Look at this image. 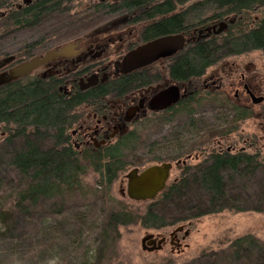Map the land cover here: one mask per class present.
I'll use <instances>...</instances> for the list:
<instances>
[{"label": "trees", "instance_id": "16d2710c", "mask_svg": "<svg viewBox=\"0 0 264 264\" xmlns=\"http://www.w3.org/2000/svg\"><path fill=\"white\" fill-rule=\"evenodd\" d=\"M72 1L33 0L18 8L17 0H0V10L7 9L0 18V35L18 30L36 31L40 35L37 31L45 30L49 36L57 34L61 39L74 33L80 26L75 20L92 19L107 11L92 10V15L85 11V16L82 11L72 12L69 9ZM262 6L264 0H201L160 21L155 28L162 31L176 29L180 21L185 25L202 24L205 20L228 14L241 16L232 30L224 35L189 45L186 48L189 54L184 56L181 63L174 65L172 74L187 79L190 75L200 74L226 55L252 50L264 52V19L249 26V13ZM68 27L74 30L67 31ZM43 38L27 42L26 55L44 47L47 42ZM134 80L138 78L128 76L112 86L129 87ZM75 101L58 92L48 81L39 79L32 78L25 82L16 80L0 86L1 242L34 249L38 242L33 240L36 233L34 220L37 215L41 218L44 214L46 219L55 216L67 222L61 221L58 226L64 229L55 231L53 228L56 226H46L47 231L60 233L61 236L53 233L49 237L47 233L45 242L39 243V247L44 245V248H51L61 242L64 245L67 243L73 252L86 244L87 228L98 231L107 241L105 243L115 246L122 227L139 223L144 228L161 229L206 214L242 209L235 206L243 202L240 196L255 197V209L264 210L260 208L264 206V165L261 168L263 182L251 190L247 186L227 183L226 165L230 159L222 156L215 166L206 170L199 185H187V180L183 179L168 183L156 198L139 201L142 202L141 210L125 202L123 198L128 199L126 196L120 194L121 198L114 199L112 187L128 164L125 152L132 151L133 138L122 139L102 148L87 146L76 149L69 136V129L78 117L74 112ZM90 173L96 177L89 185L84 178ZM87 198L94 207L98 203H111V206L93 217L94 211L87 214L80 208L79 202ZM71 199L78 201L71 205ZM42 207L45 209L43 215L39 211ZM244 207L250 208L246 204ZM69 209H73V212L66 215ZM66 228L71 229L72 233H66ZM229 250L233 263L246 261L248 264H264L263 245L249 237L237 238ZM246 250L247 255L242 257ZM252 250L255 255L251 253ZM84 264L92 263L88 259Z\"/></svg>", "mask_w": 264, "mask_h": 264}, {"label": "flooded vegetation", "instance_id": "af4514ba", "mask_svg": "<svg viewBox=\"0 0 264 264\" xmlns=\"http://www.w3.org/2000/svg\"><path fill=\"white\" fill-rule=\"evenodd\" d=\"M32 1L27 0L22 5ZM199 1L201 0L87 1L84 8L107 10L102 14L109 17L103 20H75L77 23H89L93 26L86 27L84 32L65 42L70 45L61 55L42 63L16 80L25 82L34 78L48 81L58 92L70 100H76L74 112L78 117L69 129V136L76 149L87 146L106 147L135 136V129L142 123L150 126L158 124L161 130L165 127L164 135L159 141L151 140V147L162 146L166 153L177 151L175 157L169 156L163 161L171 163L166 185L178 179L187 180V185H199L206 170L215 166L217 159L222 156L230 159V163L226 165L227 183L248 186L253 177L261 173L264 165V160H261L264 151V52L252 50L229 54L198 75H190L187 79L175 77L172 74L173 67L189 54L186 50L189 45L224 35L241 18L236 14H228L218 19L210 17L202 24L185 25L180 21L179 27L172 30L161 31L155 28L160 21ZM68 7L72 9L71 4ZM256 20H250L249 26ZM171 34L185 37L183 49L130 72L120 71L119 63L129 51ZM62 45L26 55V44H23L22 54L0 67V75L18 63L42 56ZM254 51L260 53L258 59L261 60V65L247 61L246 57ZM128 76L138 80H134L129 87L112 86ZM169 89L171 92L165 93ZM206 112L226 114L221 117V121H228V124L222 130H210V127L218 126L215 120L211 122L213 126L204 121ZM186 129L196 130L192 134L199 137L195 152H185L182 146ZM177 153L184 154L183 158ZM191 160L196 163L188 164ZM174 167L179 168V171L171 180ZM245 198L247 199L239 197L243 201ZM245 204L242 202L235 205L242 209L228 210L245 211L249 209L244 207ZM250 209L258 211L255 206ZM182 226V230L175 232L173 228L167 236L155 234V245L160 238L164 240L161 247L153 251L162 249L167 243L171 252L186 247L184 239L189 230L183 224Z\"/></svg>", "mask_w": 264, "mask_h": 264}, {"label": "rangeland", "instance_id": "374dc122", "mask_svg": "<svg viewBox=\"0 0 264 264\" xmlns=\"http://www.w3.org/2000/svg\"><path fill=\"white\" fill-rule=\"evenodd\" d=\"M95 0H74L72 1V12L82 11L85 16L87 13L89 15L93 14L92 10L97 9H87L84 8L85 3ZM24 0H17L16 5L23 4ZM7 9H3L0 11H4L6 13ZM86 11V12H85ZM86 13V14H85ZM98 14V13H96ZM5 15V14H4ZM99 16V17H98ZM97 17L92 18L95 20H103L108 18L109 16L98 14ZM3 17V16H1ZM0 17V18H1ZM249 17L252 19H257L258 21L264 19V6L256 8L254 11L249 13ZM92 19H79V20H92ZM257 20L254 24L257 23ZM254 24L250 25L252 27ZM93 26V25H92ZM89 23L80 22V26H78V30L70 35H66L61 39L58 38V35H48L45 33V30L36 31L31 30H18L15 33L0 35V58H4L7 56H14V58H19L20 54H22L21 46L26 44L32 39L39 38L38 40L44 39L46 40V45L41 49H37L35 52H42L43 50L53 48L67 42L72 36L78 35L79 33L84 32L85 29L92 27ZM80 27V28H79ZM87 27V28H86ZM70 29L68 27L67 31ZM74 29H70L72 32ZM45 33V34H44ZM16 50V51H15ZM260 55L259 52L254 51L251 52L247 57V61H254L256 65H261L262 62L258 59ZM255 59V60H253ZM224 111V110H223ZM222 114V113H221ZM217 113H205L204 121L207 122L208 125H211V122L216 121L218 128H213L210 130L219 131L224 128L225 124H228V121H221V117L225 115H221ZM228 115V114H227ZM161 130L158 124H154L150 126L147 123H142L135 129V136L133 135V143H131L132 151L125 152V159L128 164L125 167V170L121 173V175L114 182L112 187V196L114 199H119L120 191L125 190L126 179L125 174L131 170L132 168L138 167L144 168L152 164H160L165 161L169 156H176L177 151H173L172 153H166L163 148H157L156 146L150 145L151 140L154 142L159 141L161 136L164 135V129ZM249 129V128H245ZM187 130V129H186ZM250 130V129H249ZM196 133V130H194ZM187 130L183 135V143L185 152H193L195 148L198 146L199 137L192 134V132ZM195 152V150H194ZM174 153V154H173ZM183 158L184 154L177 153ZM261 160H264V151L261 154ZM194 160H191L188 164H195ZM179 168L174 167L172 170V175L170 179L178 174ZM261 173L256 174L253 177V181L249 183L247 187L254 190L258 185L261 184L262 178L260 176ZM96 175L90 173L84 178L86 184H92ZM251 198L245 199L246 206L252 207L255 204V197L250 196ZM125 202L130 204L135 209H142V202L133 201L126 198H123ZM249 199V202H248ZM251 199V201H250ZM129 200V201H128ZM77 199H71L69 203L77 202ZM252 202V203H251ZM80 208L82 211L87 214H92L94 211L93 217L98 213H101L103 210H107L111 203H106L101 205L98 203L95 207L92 204V201L89 198L81 200ZM79 208V209H80ZM260 208H264L260 207ZM73 210V209H72ZM69 209L66 215H70L73 211ZM41 215H43V211L45 209L39 210ZM45 215V214H44ZM36 216L34 220V224L36 227L35 238L33 240L38 241L37 245L34 249L30 246L26 245H10L6 242L0 241V264H84L86 261H91L93 264H239L233 263V257L229 247L231 243L237 238L241 237H249L257 244H262L264 248V210L258 212L253 211L250 208L236 212L233 210H223L217 213L206 214L200 217H196L192 220L183 222L179 225H184L185 228L189 230L188 235L184 239V243L187 244L180 251L174 250L170 251V246L165 244L162 249L155 251H147L141 248V238L146 234H157L161 233L164 235H168V233L178 225L164 227L161 229H151L144 228L139 223H135L132 225H128L120 228V239L117 245L111 246L108 245L106 240H103L98 231H95L92 228H87V241L82 249H78L77 251L71 252L66 243V245L61 244V242L57 245H54L51 248L39 247V243L45 242V237L48 233V236H52L53 233L55 236H61L60 233H55L54 231L60 228L61 221L62 223H66L64 218L55 217L51 219H46L47 216ZM45 218V221H44ZM44 221V223H43ZM46 226H56L53 228V232L47 231ZM2 226H0V229ZM49 229V227H48ZM66 233H72L71 229L66 228ZM3 230H0V233ZM254 250V249H253ZM252 250V254L255 255V252ZM244 252V253H243ZM243 256L245 257L246 253L243 251ZM241 256V253H240ZM241 257V258H242ZM243 259H241V262ZM248 264L246 261L245 263Z\"/></svg>", "mask_w": 264, "mask_h": 264}, {"label": "water", "instance_id": "95a60500", "mask_svg": "<svg viewBox=\"0 0 264 264\" xmlns=\"http://www.w3.org/2000/svg\"><path fill=\"white\" fill-rule=\"evenodd\" d=\"M24 3H27V0H24ZM17 7L19 8L20 5H17ZM4 14V11H0V17L4 16ZM185 41L183 35L171 34L143 43L124 55L119 63L121 66L120 71L122 73H127L133 69L148 65L160 57L172 55L174 52L183 49ZM69 45V43H65L59 49H51L42 56H35L29 60L16 64L6 73L0 75V84L8 83L27 75L42 63L54 59L57 55H61ZM13 58L14 56H7L0 59V67L12 61ZM169 92H171V89L165 91V93ZM170 168L171 163L165 162L152 164L141 170L132 168L125 174V190H121L120 194L133 201H145L156 198L166 186ZM182 229L183 226L179 225L174 228V231L176 232ZM153 236V234H146L141 238L140 242L143 250L153 251L161 247L164 238H160L157 241V245H155Z\"/></svg>", "mask_w": 264, "mask_h": 264}]
</instances>
